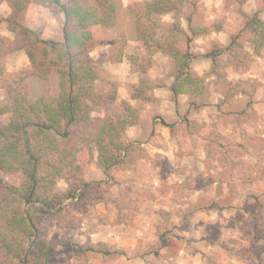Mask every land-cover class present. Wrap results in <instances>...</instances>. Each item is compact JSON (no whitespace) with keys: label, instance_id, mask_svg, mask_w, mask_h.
Returning a JSON list of instances; mask_svg holds the SVG:
<instances>
[{"label":"rangeland","instance_id":"obj_1","mask_svg":"<svg viewBox=\"0 0 264 264\" xmlns=\"http://www.w3.org/2000/svg\"><path fill=\"white\" fill-rule=\"evenodd\" d=\"M30 1L34 6L27 23L35 34L60 39L63 26L56 24L55 7L25 0V9ZM118 1L115 26L104 29L88 53L99 75L96 89L105 100L88 122L69 127L73 139L93 138L114 106L106 96L117 89L120 97L122 71L111 64L124 56L138 81L141 76L133 65L145 57L134 39V15L152 0ZM25 9L17 18L23 27ZM256 9L255 0L186 1L182 27L187 31L189 16L193 26L205 30L191 43L196 57L189 62L191 72L204 80L202 91L177 95L176 103L171 98L169 107L162 106L153 91L170 86L174 67L162 54L154 56L145 75L153 100L132 105L146 112L138 125L166 119L171 128L149 130L148 146L125 136L123 157L107 173L93 149L90 161L56 180V193L76 186L78 196L65 200L63 211L42 215L41 228L56 243L48 264H264V47L254 53L250 35L243 32L244 17ZM258 17L264 21V11ZM5 20L0 12L5 68L0 104L11 102L9 85L32 102L56 96L58 75L49 69L44 79L28 69L29 60L19 63L22 36L10 31ZM156 20L160 32L172 22L169 15ZM43 50L37 46V61ZM212 51L219 53L215 62L203 57ZM0 178L20 182L18 176L0 173ZM74 245L94 250L78 254L70 249Z\"/></svg>","mask_w":264,"mask_h":264},{"label":"trees","instance_id":"obj_2","mask_svg":"<svg viewBox=\"0 0 264 264\" xmlns=\"http://www.w3.org/2000/svg\"><path fill=\"white\" fill-rule=\"evenodd\" d=\"M5 1L11 9L5 22L10 31L22 36L28 69L44 79L49 69H53L58 75V93L32 102L26 94L9 85L7 96L11 102L0 104V173L20 179L19 184L14 185L0 178V264H48L56 243L41 228L42 215L63 211L64 201L78 196L76 186L64 194L56 193V180L67 171L73 174L90 161L93 149L97 152L99 166L107 173L123 157L127 145L125 130L142 124L146 112L121 99L114 89L106 96L114 106L93 138L73 139L69 131L73 125L88 122L93 110L105 100L96 89L99 75L88 53L99 43L103 30L115 26L121 1L43 0L63 15L58 40L40 39L33 30L18 23L25 0ZM186 1L152 0L135 13L134 39L145 57L133 64L141 76L138 83L131 86V100L142 104L153 100L148 95L153 86L145 75L154 65L157 53L173 63L169 90L175 103L177 95L202 91L204 80L191 72L189 62L196 57L191 52V43L205 30L193 26L189 16L185 18L187 31L182 27L180 16ZM255 2L256 12L244 17L243 32L250 35L252 51L258 54L264 47V21L258 17L264 11V0ZM164 15L171 16L172 22L160 32L156 17ZM38 45L44 47L39 61L35 58ZM2 46L0 38V88L5 85ZM218 55L217 51H212L203 57L215 62ZM132 58L134 61L135 57ZM160 124L171 128L163 120ZM39 242L42 244L35 249ZM70 249L78 254L94 250L79 245ZM102 253L108 255L110 252L104 250Z\"/></svg>","mask_w":264,"mask_h":264},{"label":"crops","instance_id":"obj_3","mask_svg":"<svg viewBox=\"0 0 264 264\" xmlns=\"http://www.w3.org/2000/svg\"><path fill=\"white\" fill-rule=\"evenodd\" d=\"M30 5H27L28 7L25 9V14H24V18H25V27L30 28L31 30L35 31V27H30L31 24L27 23L29 22L28 20L30 19L29 12H30V8L33 5V3L30 1L29 3ZM0 12H2V16L3 17H8L11 13V9L9 7V5L7 4V2L5 0H0ZM52 20H50L51 22ZM63 15L59 14V18L56 22V24L60 27L63 26ZM48 30V29H46ZM45 34L46 31L44 32ZM136 44V42H135ZM137 45V44H136ZM17 59L20 61L19 63L21 65H26L28 63V59L27 56L25 54V52L23 50H19L17 51ZM16 65V63H14ZM111 64V63H109ZM114 64H117L118 67H120L119 69L122 71V73L119 75L120 77L117 78V81H119V87H118V92L120 94L121 99H124L128 102H130L131 104H133L134 101L130 100V93H131V86L137 84L138 81V76L135 72L131 71V67L129 65V63L127 62L126 58L123 56L121 59H119V61L117 63H113L110 66H114ZM103 67H105V64H102ZM169 87V86H168ZM160 88V89H154L153 91V96L155 98H158L160 100V104L162 106H167L169 107L171 102V98H172V94L171 91L169 90V88ZM123 91V92H122ZM172 118H174L172 116ZM164 122H167V120H163ZM163 126H161V124L159 122H150L149 124L146 125H134L131 127H128L125 130V136L128 138V140H130L131 143H135V141H142L143 144L147 145L149 143L146 142H150L149 141V135L151 136V134H148L149 130L154 133H158L163 131ZM152 129V130H151ZM152 138V137H151ZM152 140V139H151ZM141 143V144H142Z\"/></svg>","mask_w":264,"mask_h":264}]
</instances>
